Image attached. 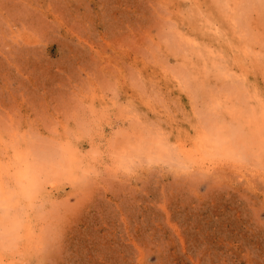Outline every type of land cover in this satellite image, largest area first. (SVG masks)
I'll return each mask as SVG.
<instances>
[{
    "label": "rangeland",
    "instance_id": "374dc122",
    "mask_svg": "<svg viewBox=\"0 0 264 264\" xmlns=\"http://www.w3.org/2000/svg\"><path fill=\"white\" fill-rule=\"evenodd\" d=\"M0 264H264V0H0Z\"/></svg>",
    "mask_w": 264,
    "mask_h": 264
},
{
    "label": "bare ground",
    "instance_id": "6f19581e",
    "mask_svg": "<svg viewBox=\"0 0 264 264\" xmlns=\"http://www.w3.org/2000/svg\"><path fill=\"white\" fill-rule=\"evenodd\" d=\"M216 138V137H215ZM214 138V139H215ZM198 140V142L196 143V145H197V147L195 146V148H199V147H201V148H203L204 147V143L205 142H203V140H204V138H202L201 136L197 139ZM211 141V140H210ZM218 141V140H217ZM220 141V140H219ZM208 142V141H207ZM219 143V142H218ZM190 145H192V143L190 144ZM199 146V147H198ZM218 146V145H217ZM185 147H186V145H185ZM184 146H182V148L184 149L185 148ZM191 147V146H190ZM187 149V148H186ZM186 149H184V151L186 150ZM190 149V148H189ZM191 150V149H190ZM190 150H188L187 151V153L186 152H184L183 150V152H184V154L186 155L187 154V156L189 155V151ZM181 151V150H180ZM194 151H195V149H194ZM192 152L193 154H195L196 152ZM208 151V150H207ZM209 152V151H208ZM197 153H198V151H197ZM200 153V152H199ZM191 154V153H190ZM202 154V153H201ZM211 154H213V153H211ZM196 155V154H195ZM190 156V155H189ZM203 156V155H202ZM191 157V156H190ZM194 158V157H193ZM205 158V157H204ZM192 158H190V160H191ZM213 159V158H212ZM193 161H195V159L194 160H192V163H193ZM201 161V160H200ZM191 162V161H190ZM22 169V168H21ZM23 177H24V174H23ZM22 178V177H21ZM20 178V181H23L22 179Z\"/></svg>",
    "mask_w": 264,
    "mask_h": 264
}]
</instances>
